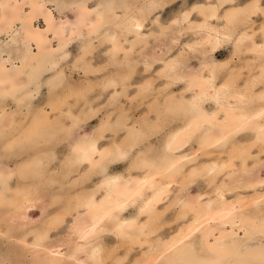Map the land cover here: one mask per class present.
Listing matches in <instances>:
<instances>
[{"label":"rangeland","instance_id":"obj_1","mask_svg":"<svg viewBox=\"0 0 264 264\" xmlns=\"http://www.w3.org/2000/svg\"><path fill=\"white\" fill-rule=\"evenodd\" d=\"M31 1L33 0H9L10 4L22 8V16L31 11ZM62 1L70 6L65 8V13L58 14L54 11L53 14L57 23L67 21L71 28L76 21L78 2L86 0ZM211 1L207 0V3L211 4ZM214 2L220 4L222 0ZM193 3L194 0H167L164 3L163 0H87L86 4H96L88 17L89 21L95 20V11L112 7L104 18L107 19L104 21L106 26L97 29L93 35L96 36L83 43L75 41L78 38L74 36V41L71 40L66 48L68 54H65V62L61 63L57 54L50 60L56 68L58 67V73L40 79L37 94L31 103L18 107L20 103L23 104L24 98L27 99L31 95L20 94L21 89L14 93L3 91L0 86V109L5 108L0 110L4 112H0V154L5 155L4 146L9 143L18 145L16 150L23 151L19 159L7 155L4 158L0 155V264H208L207 258L212 259L211 256L215 254L209 249L204 251L206 247L203 246L202 239L204 240L205 233L212 229H216L213 232L215 237L223 236L222 242H235L242 245V248L249 246L251 249L260 246L258 240H246L243 232L238 230L241 221L247 224L254 219L264 220V141L254 129L253 123L256 120L240 134L226 135L220 142L214 143V139L220 137L225 129L219 122L211 126L210 119L211 115H216L219 120H223L224 109L235 106L232 101L243 103L241 109L244 112H254L264 107V96L257 98V95L264 93V73L261 70L264 67V47L257 50L259 55L254 54L256 49L249 38L252 31L258 39L261 38L259 33L264 31L258 29L264 28V13L252 14L249 20L245 21L249 1L244 5L232 7V12L230 8H225L228 4L215 6V3L217 17L214 24H209L212 33L219 32V38L223 37L222 33L231 32V38L226 42L221 41L217 49L212 50L210 45L198 43L206 31H202L203 27L200 31L197 29L196 25L199 23L196 19L192 18L185 27L182 26L181 17L189 8H195L196 4ZM149 4H153L152 7L155 8L163 7L161 13H158L160 16L155 23L157 26L153 22L156 18H152V21L150 19L152 14L148 10ZM261 6L264 11V0ZM4 9L0 4V16ZM45 9H51L48 3ZM143 9L148 16L144 26L145 32L142 36H128L124 43L121 42L113 49L114 41L110 37L115 33L114 35L119 36L117 40L123 41L122 34L125 35L128 31V22L134 20V14ZM127 10L128 14H125L124 11ZM228 13L229 19L233 20L234 27L236 26V30L231 29L230 32L226 30L227 23L225 24ZM235 13L238 16H235ZM234 17L239 20L233 19ZM19 21L15 19L10 31L3 27L5 21H0V66L7 69L4 71L0 68V75L9 79L15 76L14 80L23 84L25 75L19 72L22 67L20 61L29 54L28 47L35 49V46L33 43L30 45L22 36L23 26ZM42 22L43 18L39 15V18L34 20V26L43 28ZM82 33L85 34L84 37L88 36L85 29H82ZM179 36L181 43L177 41ZM53 40H50V45L56 48L57 40ZM188 45H193V48L189 50ZM34 52H37L36 49ZM217 62L223 63V66L227 64V67L224 72L219 73L222 71L220 68L213 74L209 70L212 68L210 65ZM81 65L87 67L88 72L86 70V73H82L77 67L78 70H74L75 66ZM42 66L46 64L39 63L40 72H43ZM230 67L233 69H229ZM59 72L64 75L63 89L69 84L68 81L87 87L78 99H75L74 95H66L61 102H55L53 108L47 106L48 102L51 105L47 84L48 81H53ZM202 73L206 76L200 79L206 88L203 91V99L194 87L195 82H192ZM109 80L114 81L111 83ZM196 96L201 100L196 99ZM84 100L88 101L87 106L94 107L93 115L88 118L84 116L75 125L72 121L75 114L82 108L86 113L90 112V108L82 106ZM200 102L204 104L203 113L206 115L198 116L200 120L197 129L185 139L189 146L180 152L194 157L184 167L185 174L182 171L170 179L153 176L147 182L141 180L140 175L136 173H156L153 163L166 153L165 138H170L176 128L187 125L195 113L199 114L200 109L198 110L197 106ZM57 104L61 106L55 108ZM159 105L168 107V114L174 113L176 109L179 111L178 115L165 122L167 125L157 124L159 127L156 128L152 125L153 132L149 131L148 138L134 145L133 150H129L122 161L116 162L118 165L107 164V174H118L121 177L117 182L120 189L132 187L139 190L141 187L136 199L127 200L121 206V211H115L118 191L113 182L105 184L99 173L94 172L98 169L95 165L99 160L97 157L98 160L92 161L89 168L81 166L82 171L77 167L78 163H74L73 168H67L72 163H65L63 160L73 150L72 145L98 138L99 135L98 147L109 155L118 147V143H124L123 139L135 134L139 127L142 129L143 125L148 126L153 121L156 122L157 111H161ZM186 109L190 112L183 111ZM42 112L49 118V125L45 128L50 132H45L43 136H39L40 140H37L31 119L36 117V120H41L39 113ZM56 114L63 115L64 122L57 119ZM103 119L109 125L104 126V133L101 134L99 123ZM261 120L264 124V117ZM113 129L116 130L112 132ZM142 130L146 132V128ZM60 136L62 137L58 140ZM211 138L213 139L210 140ZM23 142L27 146H23ZM122 146L123 144L120 145ZM123 149L127 151L128 146L125 145ZM29 155H38L47 161L43 162V170L34 184L23 183L25 179L21 176V171L19 175L16 172V169L24 170L26 164L23 168L22 163H19L28 159ZM146 155L147 158H144ZM142 157L146 161L151 160L152 164L145 168ZM212 163L216 164L217 170L213 174H207L206 169ZM32 165L30 167H33ZM9 173L11 176L7 177ZM143 176L142 178H146ZM171 180L175 182L172 183ZM167 181L171 182L168 192L160 202L154 203L152 209L150 206L148 208L145 200L150 199L159 184ZM27 184L28 196L26 188H22ZM11 191L18 193L13 195ZM5 197L8 199H5L6 202L2 201ZM104 208L110 212L104 215L105 221L91 226L90 229L89 226L98 214H103ZM209 211L213 215H209ZM122 222L134 223L129 233L123 229V225L121 227ZM230 228L237 231L236 238L230 239L217 232ZM209 238L214 242L213 237ZM259 241L264 244V239ZM121 260L123 261L120 262Z\"/></svg>","mask_w":264,"mask_h":264},{"label":"bare ground","instance_id":"obj_2","mask_svg":"<svg viewBox=\"0 0 264 264\" xmlns=\"http://www.w3.org/2000/svg\"><path fill=\"white\" fill-rule=\"evenodd\" d=\"M61 1L62 0H45V1H43V0H33V1H31V4H30V7H31L30 10L31 11L28 14H25L24 16H22V15H20V13L22 11L21 7H19L18 5H15V4L14 5L10 4L9 0H0V4L2 5V7L3 8L5 7L4 11L7 12V13H4V11H3L1 13L2 15L0 16V21H5V24H4L3 27L8 28V30L10 31V29L13 28L12 25L15 22V19L20 20L21 24L23 26L22 36H24V39H26L29 44L33 43L34 46H35V49L37 51L35 53L34 52L35 49H33L31 46L28 47L29 54L26 57L22 58V61H20V63H22V67H20L19 68L20 71H19V69H18V71L22 72L25 75V80H24L23 84L20 83L19 81L14 80L15 76L9 79V78L3 77L4 75H2V77L0 75V86L4 89L3 91H10V92L14 93V92L18 91L19 89H21L19 91L20 94L22 93V94L27 95V93H28L29 96L31 95L27 99L24 98L25 101L23 102V104L20 103L18 105V107H20V106H22L24 104L28 105L29 103H31V100H34L33 98L37 94V90L39 88L38 86H39V83H40V79H43L44 76L55 74L56 72L58 73V67L56 68L54 66V64L52 62H50V60L53 59L55 57V55L57 54L58 56H60L59 57V59H60L59 61L61 63L65 62L66 55L68 54L66 52L67 51L66 48L68 47V45L71 42V40H73V38H75L76 36H77L76 38H78V39H76L75 41H77V42L80 41V42L83 43L84 41L92 40L96 36V35L95 36H93V35H94V33H96L97 29L104 27L103 26V25H105L104 21L107 20V19L104 20V18L107 16L106 13H108L109 10L112 9V7H106V9H104V10H103V8H102V10H99V11H95L94 10L96 17L95 16H93V17L95 18V20L94 21H89L88 17L90 16L91 11H93L92 9L95 7L96 4H92V5L86 4L87 0L86 1H82V2H78L79 3L78 4V8L79 9L77 11V15H75L76 16V21H75L74 25L70 28L68 23H67V21H64V22L62 21V23H57L56 20H55V17H54V14H53L54 11H55V13L62 14V13H65L64 12V11H66L65 8L67 9V6H70L69 3L68 4L62 3L63 1L62 2ZM166 1L167 0H163V3L166 2ZM247 1H249L250 4H249V6L246 9L247 13L245 15V19H244L245 21L249 20V18H250V16L252 14L264 13L263 7L261 6L262 0H222V2L220 4H221V6H223L225 4H228L229 6H226L225 8H230V10H231L232 7H234L236 5H242V4L244 5L245 3H247ZM211 2L212 3L210 4L209 2L207 3V0H197L196 2L194 0L193 4H196V5H194L195 8L194 9L193 8L192 9L189 8L188 11H186V13L182 15V17H181L182 21L181 22H182V26L185 27L186 23H189V21L192 20V18L196 19L197 23H199V25H196L197 29H199V31H200V28L203 27L204 29L202 31H206L204 37L201 38V42H198V43L201 44L203 42L207 46L210 45V48L212 50H215V49H217V46L220 45L221 41H225L226 42V41L230 40V38H231V32L230 31H231V29L236 30V28H235L236 26L234 27L235 23H233V20L231 21V19H229L230 18V14L228 13L229 16L226 17L225 24L227 23L226 24V27H227L226 30L229 31L230 34L222 33L223 37H219V38L217 36L219 34V32H216V33L214 32V34H216V35H214L212 33L213 30L210 28V26L212 24H214V19H215V17H217V13H216L217 10L215 9V6L220 5V4L214 2V0H212ZM43 3H45V4H43ZM46 3H48L49 6L51 7V9L52 8L53 9L52 10L51 9H47L46 10L45 9ZM118 3H119V1H118ZM18 4L20 5V3H18ZM75 4H77V2ZM150 4H149V9L148 10L150 11V13L152 15L150 16L151 18L150 17L149 18L151 19V21L154 18H156V20L153 21L154 24H155V23L158 22L157 18L160 16V15H158V13L159 14L161 13L163 7L162 6H160V7L158 6V7L155 8L154 6L152 7L153 4L152 5H150ZM214 4H215V6H214ZM109 5H111L110 2H109ZM105 6H106V4H105ZM24 10H26V9H24ZM132 11H134V10H132ZM8 12H10V14H9L10 16L8 15ZM231 12H232V10H231ZM124 13L128 14V10L124 11ZM146 14L147 13H146V11L144 9H143V11H140V12H137L136 14H134V20H130V22H128L129 25H127V27L125 26L126 28H128V31L126 32L125 35L122 34L123 38H124L123 41L121 39H120V41H119V39L117 40V38L119 36L117 37L116 35H114L115 34L114 32H113L114 34L112 33L113 35L110 37V39L112 38L113 41H114V44L112 45L113 49H115V47H117V45H119L121 42L124 43L125 39H128V36L135 35V34H137L139 36H142L143 32H145V30H144V26H146L145 25V21L148 18V16ZM37 15H38V17H36ZM39 15H40V18L42 16L43 21H44V22H42V23H44V27L43 28L34 26V20L36 18H39ZM234 15L236 16L237 14L235 13ZM233 19H236L237 21L239 20V19H237L235 17ZM20 21H19V23H20ZM209 24H211V25L209 26ZM155 26H157V25L155 24ZM82 29L86 30L88 36H85V37H87V38L84 37L85 34L83 35ZM153 30H154V28H153ZM258 30H263L264 31V28L260 27ZM179 32L182 33L183 30H182V32L181 31H179ZM179 32H178V34H179ZM196 33H197V30H196ZM19 34H21V33H19ZM250 34L251 35H250L249 38L252 39L250 43H252V46L255 47V49H256V51L253 50L254 51L253 53L256 54V55H259L258 54L259 51H257V50H261L264 47V32L259 33V36L261 37L259 39L256 37V34H253V31ZM22 36H20V37H22ZM253 36H255V37L253 38ZM13 37H14V35H13ZM50 38L54 39V40H57V47L56 48L54 46L50 45V40H51ZM180 38H181V36L178 37V39H177L178 42H180ZM91 43L92 42H90V44ZM204 44H201V45H204ZM82 46H84V44ZM191 48H193V45H188V49L191 50ZM236 48L238 49L239 46H237ZM109 49H110V47H109ZM16 56H17V54H16ZM126 56L128 57L127 53H126ZM41 62H44L46 64V66H44V67L42 66V68H41V69H43V72L42 71L40 72L39 71L40 68L38 67L39 63H41ZM222 64L223 63H219V62L213 63V64L210 65L212 68L209 69V70L211 71V73L216 74V71H218L220 68H222V71H219V73H222V72H224L225 67H227V64L224 65V66ZM82 65L79 66V67L75 66L74 70H76L78 68L80 70V72H82V73H86V70L88 72V69H86L87 67H84ZM0 68L4 69V71L7 70L5 67L3 68V67L0 66ZM35 69H36V71H35ZM229 69L232 70L233 67H230ZM261 70H262V73H264V67ZM228 73H230V71ZM0 74H1V71H0ZM57 75L58 76H56L53 81H51V82L48 81V84H47L49 89H50L49 90L50 91L49 96L53 97L52 100L49 97L51 105L48 102L47 106H52L53 107V104L55 102H57V101L61 102V99H63V97H65L66 95H71V96L74 95L73 97L75 99H78L79 97H81L83 95L84 90H86L85 87H87V86L83 87L82 85H78V84L74 85L73 84L74 82L70 83V81H68L69 84L67 83L68 85L66 84L67 86L65 87V89H63V86L65 85V83L63 82L64 81L63 80V78H64L63 76L64 75H62L61 72H59V74H57ZM204 76L205 75L202 73V75H200V77H198L197 79L192 81V82H195V84H194L195 86L194 87L196 88V90L199 91L198 95L202 99H203L202 95L204 94L203 91L206 88H204V85H203V83H201L202 81L200 79L202 77H204ZM218 76H220V75H218ZM112 81H114V80H109V82L113 83ZM6 84H8V85H6ZM91 85H92V83H91ZM25 95H23V96H25ZM262 95L264 96V93H261L260 95H257V98L262 97ZM199 96H196V99H198L200 101L201 99H200ZM241 97L244 100L243 94H242ZM11 99H13V98H11ZM182 100H185V99H182ZM198 100L196 102V105L198 103ZM236 100H238V99L236 98ZM79 103H80V101H79ZM202 103L203 102H200L198 104V106H197L198 110L200 109L199 110V114L195 113V115H193L192 119L189 122L187 121L188 122L187 125H184V127H181V128H176L177 130H175V132L172 133V136L170 138H168V139H166L167 137L165 138L166 142L164 141V151L166 153L163 154L160 157L161 159L157 160L156 162L154 161V163H153V168H154V171L156 173H154L153 175H149V174H146L147 172L143 173L141 171H140V173H139V171H138V173H136V174L140 175V179L141 180H144L145 182H147L149 179H152L153 176H157V177H160V176L163 177L164 176V177H168L169 179L173 178L174 175H177V174H179L180 172H182L184 170V167L186 166V164H189L192 161L191 159L194 158L193 156H191V155H189V156L187 155L186 156V155H183L180 152L184 151L189 146V145H187L188 141H185V139L189 138V136L193 135L194 129H197L198 124H199V120H200V117L198 119V116L200 115V116L204 117L206 115V113H203V112H205L204 111L205 108L203 107L204 104L202 105ZM216 103L218 104L219 102L216 101ZM59 104H57V106L55 108L60 107L61 105L58 106ZM232 104H235V106L232 107L231 109H224L225 113L223 114V117H222L223 120H219V118L216 117V115L215 116L211 115V119H210L211 123H210V125L214 126L215 123L219 122V123H221L220 126L223 129H225V131L222 133V135L220 137H218L217 139H214V143L220 142V139L222 140L226 135H230L231 136L233 134H237V135L240 134L243 131V129H245V127H249V125L252 124V121H254V120H256L255 123H253L254 129H256L255 131H256L258 137L261 140L264 141V127H263L264 124L262 123V120H261V118L264 117V107H261V108L257 109V111H254V112H250V111L244 112L241 109L243 103L239 104V101H236L235 103H233V101H232ZM87 105H89L88 101L84 100L82 106H86V107L90 108V112L86 113L85 109L82 108L79 111L78 114H75L76 116L73 117L74 119L72 118V121L74 122L75 125L78 123L77 121L81 120V118H83L84 116L86 118H88L89 116L93 115V112H94L93 108L94 107L93 106L89 107ZM219 105H220V103H219ZM2 109H5V108H2ZM2 109H0V110H2ZM180 109H181V107H180ZM167 110H168V107H166V106L161 107V111L160 110L157 111L158 112L157 113L158 117H156V122L155 121H153V122L151 121L152 124H149L148 126H146V125L142 126V129L146 128V130H145L146 132H144L141 129V127H139L135 134L133 133L131 136H127L126 139H123L124 143H118L117 144L118 147H116V149L112 150L109 155H108V153H105L106 151L105 152L100 151V148L98 147L99 146L98 145L99 144V137H100V135H99L98 138L95 137V138H92L91 140L90 139L89 140H85V141L83 140V141H80V142L76 143L75 146L72 145L73 150L72 151L70 150L71 152H69V154H67V156H66L65 160H63V162H65V163L70 162V164L72 163L67 168H69V167L73 168L74 167V163H78L76 165H77V167L79 169H81L82 168L81 166H83L85 168H89V164H91L92 161L99 159L97 161V163L95 164L98 169H96V171H94V172L99 173L100 178L104 179V183L105 184L110 183V182L114 183V187L118 191V194H117L118 198L115 199V208H114V210L115 211H121V209H122L121 206L123 204H125L127 200H130L132 198L133 199L137 198L139 190L141 189V187H140L141 185L139 186L140 187L139 190H137L136 188H132V187H128V188L125 187V188L120 189L118 184H117L120 176L118 174H107V172H106L107 164L108 165L109 164H115L116 162L122 161L121 159H124V157H125L124 155H126L129 150L130 151L133 150L134 145H136V144L140 143L141 141H144L146 138H148V136L150 135L149 131H152L151 129H153L152 125H155L154 126L155 128L159 127L158 125H162L165 122L166 123L169 122V120H172L173 119L172 117H176L178 115V112H179V111H177L175 109L174 113H172L173 114L172 115V114H168ZM178 110H179V108H178ZM183 111L186 112V113L190 112V110H188V109L183 110ZM1 113H4V112H1ZM39 114L41 116V120H36L37 119L36 117H33L31 119L32 120V125L34 126L35 135H36V137L38 136L37 140H40L41 135L43 136V134L45 132H47V133L50 132V131H48L49 129L45 128V127H48V125H49L48 124L49 118L44 116V114H45L44 112L39 113ZM56 116H57V119H60L61 122H64V120H63L64 118H62L63 115L56 114ZM0 121H1V119H0ZM57 123L58 122H56V124ZM108 125H109L108 122L105 119H103L102 122L99 123V128H100L99 132L101 134H103L104 133V131H103L104 126L108 127ZM57 126L59 127V125H57ZM113 126L114 125H112V127ZM114 130H116V129H113L111 131L113 132ZM156 130H158V129H156ZM2 131H3V129H2ZM140 132H141V135H140ZM61 137L62 136H60L58 138V140L61 139ZM212 139L213 138H211L210 140H212ZM37 140L35 139V141H37ZM12 142H14V141H12ZM16 142H18V141L16 140ZM6 144H7V141H6ZM9 144H7L6 146L3 145L5 147L4 148V150L6 152L5 155H7L8 157L13 158V159H19L20 156L22 155L23 151L20 150V149L16 150V147L18 146L16 144H13V143H12L13 145L12 144L9 145ZM122 144H123V146L120 147V145H122ZM22 145L23 146H27V144L25 142H23ZM125 145L128 146V150L127 151H125L123 149ZM8 146H10V147H8ZM53 148H55V147H53ZM73 151H74V153H73ZM103 153H105V154H103ZM0 155H1V157L5 156L4 154H0ZM43 157H45V156L43 155ZM36 158H39V159H36ZM144 158H147V155ZM144 158L142 157V164L145 163V165H143V166L146 168L148 166V164H150V165L152 164V161L151 160L146 161V159H144ZM2 159L3 158H1V162H2ZM50 160H52V159H50ZM31 162H32L33 165L31 164ZM35 162H37V163L34 164ZM43 162L46 163L47 161H46V159H43L41 156L29 155L28 159L23 160V162L19 163V164L22 163V167L24 166V164H26V167L25 166H24L25 168L23 167L24 170L21 169V168H20L21 170L16 169L17 170L16 172L18 173L17 175H19V173L21 171V176L23 175L24 176L23 178L25 179V182H23V183L26 184V182H28L29 184H31V182H32L34 184L38 180V174H40L42 172V170H43V165H44ZM86 162H89V163L86 164ZM65 163L63 164L64 169H66L65 168ZM116 164L118 165V163H116ZM30 165H32L33 167H30ZM193 166H195V165H193ZM216 167H217L216 164L212 163V165H210L206 169L207 174H213L215 172V170H217ZM81 171H82V169H81ZM183 172L185 174V171H183ZM141 175L142 176L143 175L146 176V178H142ZM0 176H2V174H0ZM9 176H11L10 173H9V175H7V177H9ZM59 178H61V177H59ZM171 182L174 183L175 181L171 180ZM171 182L167 181V183H164L162 185L161 184L158 185V187L156 188V191L153 192V194L151 195L150 199L148 198L147 200H145V203H146V205H148V208L150 206L151 209H152L153 206H154V203L157 204L158 202H160L162 200V197L168 192L169 187H170L169 185L171 184ZM26 186H28V184L25 185V187H22V188H26V195L28 196V194H27L28 193V187H26ZM11 193H13V195H15L16 192L14 193V192L11 191ZM19 194H20V192H19ZM13 195H11V196H13ZM2 197H3V195H2ZM139 197L142 198L141 195ZM89 198H91V197H89ZM5 199H6V201L8 200L7 197H5L4 200H2V201H5ZM14 201H16V200H14ZM202 203H203V201H202ZM202 203H201V205H202ZM155 207H156V205H155ZM203 208H204V206L202 207V209ZM205 212H206V210H205ZM108 213H110V212H108L104 208L103 214L102 215L98 214L96 219L89 226L90 229H92L91 226H94V225H96L98 223H101V222L105 221L104 215L108 214ZM209 213H210L209 215H213V214H211L212 212L209 211ZM214 214H216V213H214ZM217 216H219V215H217ZM249 222H247V224H246V223H244V221H241V225L239 224L238 230H241L243 232L244 238L246 240H249V239L258 240L257 243L260 246L258 248L253 247L251 249V248H249V246L247 248L246 247L242 248V245L240 246L238 243H235V242L234 243L233 242L232 243L222 242V240L224 239L223 236L220 235L219 236L220 239H219V237H215L213 232L216 231V229H212L211 228L212 230H210L207 233H205L206 236L204 237V240L202 239V244H203L204 247H206V250H204V251L206 252L207 249H209V251H212V253L215 254V255L211 254V255H213V256H211L212 259L210 257L209 258L206 257L208 260L205 258L208 261V264H264V247H263L264 244H263L262 241H259V239H264V220L263 219H260V220L254 219V220H251ZM123 223L124 222L121 223V227L123 225L124 226L123 229H125L126 232L129 233L131 231L132 224H134V223H126V222H125V224H123ZM112 228H113V226H112ZM121 231L125 232L124 230H121ZM117 232H119V231H117ZM123 232H121V233H123ZM217 232L220 233V234H224V236L230 237V239L236 238L235 236H237V233H236L237 231L235 232L234 228H230L228 230H218ZM135 233H136V231H135ZM121 236H122V234H121ZM84 237H85V235L82 237V239H84ZM209 237H213V239H215L214 242H211ZM88 238H89V236H88ZM120 239H121V237H120ZM217 239H218V241L219 240L220 241L218 242ZM204 247H202V248H204ZM204 251L202 250L203 253H204ZM199 253H201V252H199ZM205 254L206 253H204V255ZM92 260H93V262H96L95 259H92ZM206 260H205V262H206ZM122 261L123 260H121L120 262H122ZM186 264H189V263H186ZM202 264H203V262H202Z\"/></svg>","mask_w":264,"mask_h":264}]
</instances>
